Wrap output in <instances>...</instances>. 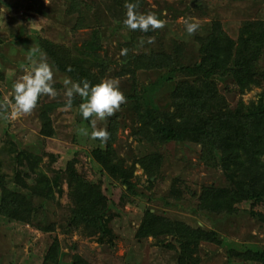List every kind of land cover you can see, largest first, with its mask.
Instances as JSON below:
<instances>
[{
	"label": "rangeland",
	"instance_id": "374dc122",
	"mask_svg": "<svg viewBox=\"0 0 264 264\" xmlns=\"http://www.w3.org/2000/svg\"><path fill=\"white\" fill-rule=\"evenodd\" d=\"M69 2L80 9L84 26L75 28L78 14L68 15ZM73 2L0 0V102H7L6 107H0V174L9 185L18 187L17 175L26 166L18 163L17 156L20 154L25 158L23 152L31 153L30 158L37 164L36 170H43L49 177L58 173L62 175L67 163L74 159L76 170L100 183L107 195L105 214L110 216L109 225L114 236L111 243L107 239L99 242L96 236L85 235L70 226L71 203L66 182L62 180L59 185L62 191H56L54 187V198L31 197L30 205L35 212L30 222L10 220L0 215V264H43L55 238L59 240L57 264H71L76 253L91 264H176L177 252L174 249L159 247L153 238H137L135 234L144 210L150 207L193 226L210 227L205 215L195 213L192 208L198 203L197 194L202 184L224 185L226 180L215 160L201 156L200 146L194 143L189 129L179 142L158 143L149 140V135L142 137L135 133L139 125L132 122L128 112H123L120 106L114 114L118 118V126L113 145L126 164L136 162L133 179L138 194L132 195L118 180L101 170L90 155L98 143L85 132L106 129L107 118L97 119L93 125L92 121L88 123L82 118L78 106L74 104L67 108L63 105L67 99L62 83L65 75L54 67L53 87L58 95L41 96L30 113L11 115L13 82L41 56L50 63L44 42L55 44L68 54L74 45L89 36L93 27H98L102 33L100 54L112 65L106 78L118 79L124 94L140 92V101L145 106L170 108L169 94L175 81L165 80L161 70L137 69L134 78L117 73L118 61L125 50L123 43L132 31L123 24L126 7H120L112 0ZM144 12L156 14L164 21V27L146 34L139 32L141 38L136 39V45L131 48L135 54L160 52L170 48L173 41L183 42L186 52H195V34L204 32L217 20L223 30L236 39L244 21L264 18V0H146ZM185 18L199 22L200 28L196 33L189 35L185 31ZM149 37L154 38L153 43H147ZM141 40L145 41L143 45ZM262 63L264 65V59ZM218 88L231 104L241 96L227 76L218 80ZM262 90L264 83L246 91L242 98L246 102L254 100ZM51 102L56 106L48 114L41 108L44 103ZM4 115L9 118L4 119ZM139 160L160 164L159 172L150 177L151 183L147 182L148 175ZM26 180L29 183L34 181L30 177ZM172 186L178 190L177 205L165 206L163 198L172 196ZM248 208L242 205L243 213L223 220L221 229H218L224 238L221 245L205 242L200 245L198 264H258L238 259L228 251L230 247L264 249V221L254 218ZM254 209L264 212L259 205Z\"/></svg>",
	"mask_w": 264,
	"mask_h": 264
},
{
	"label": "trees",
	"instance_id": "16d2710c",
	"mask_svg": "<svg viewBox=\"0 0 264 264\" xmlns=\"http://www.w3.org/2000/svg\"><path fill=\"white\" fill-rule=\"evenodd\" d=\"M112 1L124 8L127 2ZM133 2L137 4L138 13H147L144 12L146 0ZM66 12L68 15L78 14L75 28L85 25L80 9L72 2H69ZM139 32L142 31L132 30L123 43L127 51L118 61L117 73L134 78L137 69H156L161 70L165 80L175 82L169 94L168 109L143 105L140 92L124 94L126 100L121 104L122 111L128 112L132 122L139 125L134 132L164 143L183 140L189 129L194 143L200 146L201 156L216 161L226 182L224 185L202 184L197 194L198 203L192 208L195 213L205 215L210 227L193 226L150 207L144 210L135 235L137 238L151 237L157 246L174 249L177 252L176 264H198L200 245L204 242L221 245L224 238L218 229H221L223 220L244 212L245 209L241 210L240 206H249L248 212L264 221V212L254 209L258 205L264 208V90L254 100L246 102L242 98L246 91L264 83V18L244 21L236 39L229 36L215 20L204 32L194 35L195 52H186L183 42L173 41L170 48L160 52L135 54L131 48L136 45ZM101 38L99 28L93 27L89 36L74 45L68 54L48 41L43 44L44 51L58 72L73 80L87 78L96 83L105 79L112 67L110 61L107 62L100 54L103 49ZM69 68L71 71H68ZM226 76L241 95L234 104L218 88V80ZM79 103L81 98L74 97L72 105L78 106ZM55 106L52 102L44 103L41 109L49 114ZM115 115L107 118L106 130L110 133L107 143L101 145L96 140L98 146L92 149L90 155L101 170L118 180L128 193L137 195L133 179L136 162L126 164L113 145L118 126ZM86 121L91 123V119ZM23 154L25 158L20 154L17 156L18 163L26 166L19 171L23 174L17 175L18 187L9 185L0 174V215L10 220L30 222L35 212L30 205L31 197L54 198V187L61 192L59 185L64 180L71 203L70 226L85 235L96 236L99 242L107 239L111 243L114 233L109 225L110 216L105 214L108 198L100 183L79 173L74 167V159L67 163L62 175L58 173L49 177L43 170H36L37 164L30 158L31 153ZM139 162L148 175L147 182L151 183L150 177L159 172L160 164ZM32 173L35 175L31 176ZM29 177L34 179L33 183L27 182ZM177 192V187L172 186V196L163 198V204L176 206ZM58 248L59 240L55 238L43 264L58 263ZM228 251L238 259L264 264V249L230 247ZM72 259L71 264H91L78 253Z\"/></svg>",
	"mask_w": 264,
	"mask_h": 264
},
{
	"label": "clouds",
	"instance_id": "9594fccd",
	"mask_svg": "<svg viewBox=\"0 0 264 264\" xmlns=\"http://www.w3.org/2000/svg\"><path fill=\"white\" fill-rule=\"evenodd\" d=\"M125 7L127 9L123 24L130 30L139 29L142 32L155 31L164 27V21L156 16V14L138 13L136 11L137 4L133 0H127ZM185 31L192 35L200 28L198 21L191 18L183 20ZM154 38L149 37L147 43H153ZM144 40L140 41L143 45ZM126 53V49L123 50ZM68 71H71L69 68ZM54 68L43 56L39 61L34 62L31 68H28L12 84V106L11 115L13 117L20 114L30 113L38 103L41 96L47 95L56 97L58 95L53 87ZM65 86V95L67 97L65 106L71 108L73 98L79 96L81 103L78 105L79 114L84 120L91 119L93 125L96 120H104L115 114L119 110L126 97L120 89V81L116 78H105L93 83L87 78L73 80L71 77L65 76L62 79ZM6 101L0 102V107H6ZM8 119L7 115L3 116ZM93 139L99 140L102 144L107 143L110 133L106 129L94 130L91 133L85 132Z\"/></svg>",
	"mask_w": 264,
	"mask_h": 264
}]
</instances>
